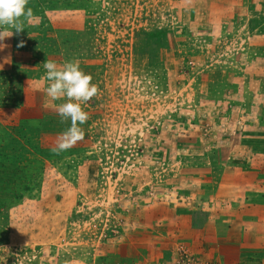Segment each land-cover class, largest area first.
Masks as SVG:
<instances>
[{"label":"rangeland","instance_id":"374dc122","mask_svg":"<svg viewBox=\"0 0 264 264\" xmlns=\"http://www.w3.org/2000/svg\"><path fill=\"white\" fill-rule=\"evenodd\" d=\"M27 7L0 41V258L264 264V0ZM46 60L98 88L58 155Z\"/></svg>","mask_w":264,"mask_h":264},{"label":"clouds","instance_id":"9594fccd","mask_svg":"<svg viewBox=\"0 0 264 264\" xmlns=\"http://www.w3.org/2000/svg\"><path fill=\"white\" fill-rule=\"evenodd\" d=\"M27 4L28 0H0V41L13 35L12 31H5L4 26H10L17 32L23 31L25 27L20 18L32 15V10ZM20 46H23V42ZM43 67L46 70V79L50 82L46 88L48 97L53 101L67 98L66 102L58 107L57 112L62 123L70 121V126L62 132L52 149L58 155L83 139L81 125L89 119L83 105L97 95L98 88L92 83V76L85 73L76 61H67L63 66H58L46 60ZM6 259V256L0 258V264H6Z\"/></svg>","mask_w":264,"mask_h":264}]
</instances>
